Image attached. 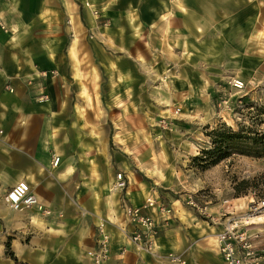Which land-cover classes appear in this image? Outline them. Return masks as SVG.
I'll list each match as a JSON object with an SVG mask.
<instances>
[{"label": "crops", "instance_id": "0c3cea01", "mask_svg": "<svg viewBox=\"0 0 264 264\" xmlns=\"http://www.w3.org/2000/svg\"><path fill=\"white\" fill-rule=\"evenodd\" d=\"M172 1L168 15L145 16V24L154 25L152 33L163 32L154 48L161 57L158 69L165 71L158 83L162 92L148 98L150 105L175 100L195 115L200 107H216L221 92L230 89L226 80L264 78V49L256 41L264 29V0H240L235 6L233 0H218L214 9L210 6L214 18L208 36L194 19L186 20L192 11L203 14L201 0L187 3L192 11L186 0ZM91 15L82 0H0V264H92L87 251L96 245L102 217L110 238L107 264H174L168 258L173 251L188 264H224L216 248L219 226L181 202L162 213L146 210L157 226L154 250L138 251L128 239L133 226L123 209V216L118 213L120 202L142 204L145 186L133 173L137 186L110 188L109 130L96 113L95 97L102 110L138 107L140 85L135 65L121 67L116 56L111 73L102 76L103 62L90 57L99 48H90L87 32L96 26L105 34ZM191 23L192 35L187 32ZM104 41L113 44L108 37ZM236 67L241 76H233ZM54 156L60 158L56 166ZM23 179L41 213L9 208L6 194ZM219 212L231 211L220 207L211 213ZM14 214L22 217L21 224L12 222ZM7 241L16 260L6 250Z\"/></svg>", "mask_w": 264, "mask_h": 264}, {"label": "rangeland", "instance_id": "374dc122", "mask_svg": "<svg viewBox=\"0 0 264 264\" xmlns=\"http://www.w3.org/2000/svg\"><path fill=\"white\" fill-rule=\"evenodd\" d=\"M219 1L201 0L203 14H198L197 11L193 14L192 5L187 4L193 3V0H186V7L192 11L186 16V20L192 22L194 19L197 26H202L201 33L208 36L209 22L211 17L214 18L212 11L213 15L210 16V6L214 9ZM237 1L240 0H233L234 6ZM172 4V0H82V5L90 8L91 17L105 34L102 37L96 26L87 32L90 48L92 49V45L99 48L96 52L91 50L90 57L94 56L96 61L99 59L103 62L100 66L102 76L105 77L104 73H111L110 60L116 56L120 57L121 67L127 69L129 65H135L137 83L140 85L138 93L142 104L138 107H104L102 110L98 107V96L95 97L96 113L103 115L104 126L109 130L108 152L105 150L107 165L112 166L110 171L113 180L117 172L122 173L125 185L123 190L129 185L131 188L134 184L137 186L138 183L132 175L134 173L145 186V196L155 190L159 199L167 207L173 204L174 209L180 208L179 202L192 208L187 204L188 201H193L199 207L208 206L210 213L226 207L231 211L230 215L249 217L246 227L250 232L260 233L264 238V210L257 214L247 212L249 205L259 199H255L251 191L235 196L233 188L236 182L264 172V149L253 151L251 155L259 157H252L243 155L240 144H237L226 152L227 157L204 169L192 161L202 149L211 148L208 133L220 126H223L221 131L230 127L234 131L248 128L254 132H264V78L243 80L245 89L238 94L233 89L230 90L231 88L223 90L216 107H200L199 113L195 115H192L191 107H181L175 100L163 98L162 105H150L148 98L153 93L159 96L162 92L158 83L165 71L158 69L159 63H156L161 57L156 54L160 52L154 48L162 43L160 33L163 32L162 28H158V33H152L150 30L154 29V25L145 24V16L152 18L162 12L168 15L167 10L173 7ZM253 5H256V1L250 2L249 10L255 9ZM255 17L254 12V16L250 18ZM188 29L187 32L191 35L192 31H196L193 23ZM113 36H117V42L113 41ZM258 36L256 41L259 48L264 49V29H260ZM107 37L112 39L113 44L103 42ZM192 40L190 38L191 42ZM186 55L192 57L190 54ZM204 60L209 62L208 49ZM237 71V67L236 70L233 69V76H241L235 73ZM229 81L226 80L228 88ZM209 100L210 97H206V101ZM176 109H179L177 113ZM113 180L109 184L110 188L115 185ZM262 199L264 198L260 200ZM122 206L120 202V210L117 209L120 215ZM194 210L196 215L201 216L196 208ZM257 216L262 219L257 220ZM105 219L100 218L98 224L102 222L106 226ZM21 221L22 217L14 214L12 222L21 224Z\"/></svg>", "mask_w": 264, "mask_h": 264}, {"label": "built area", "instance_id": "2783aa9c", "mask_svg": "<svg viewBox=\"0 0 264 264\" xmlns=\"http://www.w3.org/2000/svg\"><path fill=\"white\" fill-rule=\"evenodd\" d=\"M1 25V23H0ZM2 26V25H1ZM229 86L236 94L245 89V82L239 78H232ZM179 109L175 110V113ZM60 158L54 156L52 165H58ZM125 187L122 173L116 174L114 188L123 190ZM6 200L10 209L18 212L35 211L41 213L42 207L38 199L31 193L30 185L26 180L17 181L7 192ZM189 205L197 212L207 218L210 223L217 224L219 230L216 233V248L224 264H264V238L260 233L250 232L247 228L249 217L233 216L228 212L217 214L209 213L206 207H199L193 201ZM155 208L165 212L169 207L159 199L158 193L154 190L149 192L140 205H130L123 202V213L127 221L133 226L128 239L134 244L138 251H152L155 248L157 236L156 224L147 209ZM264 210V199L251 203L248 213L257 214ZM48 213V211H46ZM98 238L94 248L87 251L92 264H107L110 256L109 234L101 222L97 225ZM169 260L174 264H188L186 258L178 252H170Z\"/></svg>", "mask_w": 264, "mask_h": 264}, {"label": "trees", "instance_id": "16d2710c", "mask_svg": "<svg viewBox=\"0 0 264 264\" xmlns=\"http://www.w3.org/2000/svg\"><path fill=\"white\" fill-rule=\"evenodd\" d=\"M213 129L208 133L211 139V148L202 149L199 155L192 158L193 162L199 164L200 168L204 169L210 165H214L225 157L230 147L237 144L242 148V154L252 157H259L251 155L257 149H264V132H254L248 128L240 129L238 131L232 130L230 127ZM235 196H240L248 192H253L255 199L264 198V172H261L251 178L243 179L234 185ZM6 250L8 254L14 259L12 252L9 250V241L6 242Z\"/></svg>", "mask_w": 264, "mask_h": 264}, {"label": "bare ground", "instance_id": "6f19581e", "mask_svg": "<svg viewBox=\"0 0 264 264\" xmlns=\"http://www.w3.org/2000/svg\"><path fill=\"white\" fill-rule=\"evenodd\" d=\"M257 220H261L262 219V217H260V216H257V217H255Z\"/></svg>", "mask_w": 264, "mask_h": 264}]
</instances>
